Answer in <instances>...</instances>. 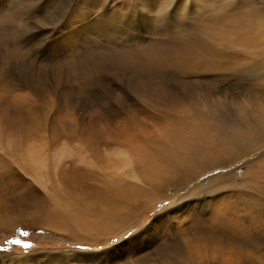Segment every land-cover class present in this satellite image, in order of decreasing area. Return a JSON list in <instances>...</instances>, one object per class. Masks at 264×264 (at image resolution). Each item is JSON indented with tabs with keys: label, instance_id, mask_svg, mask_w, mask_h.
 <instances>
[{
	"label": "rangeland",
	"instance_id": "1",
	"mask_svg": "<svg viewBox=\"0 0 264 264\" xmlns=\"http://www.w3.org/2000/svg\"><path fill=\"white\" fill-rule=\"evenodd\" d=\"M174 4L0 0V264H264V0ZM232 120L250 150L155 178Z\"/></svg>",
	"mask_w": 264,
	"mask_h": 264
},
{
	"label": "bare ground",
	"instance_id": "2",
	"mask_svg": "<svg viewBox=\"0 0 264 264\" xmlns=\"http://www.w3.org/2000/svg\"><path fill=\"white\" fill-rule=\"evenodd\" d=\"M163 57V56H162ZM168 57V56H167ZM153 60V59H152ZM195 61V60H194ZM150 64V62H149ZM161 64V63H160ZM255 99V98H254ZM253 101V100H252ZM203 104V103H202ZM256 109V108H255ZM260 109V108H258ZM260 113V115L258 116V129H260V131L262 130V128H264V112L262 111H258ZM242 115V114H241ZM216 118V117H215ZM216 122H219L218 120H216ZM219 124V123H218ZM222 125V124H221ZM226 129H228L224 134H223V139L219 141V143L217 145L214 146L215 142L212 139V137H210V135H202V134H197V136L200 138L197 141H195V136L189 134V137L191 139H187L188 141H183L181 142L180 140V146H178L177 150L175 151H170L168 154H166L164 156L163 159H161L160 164H163L162 167L158 168V172L160 174H158L157 176H155V178L157 180H162L163 178H167L173 175V173H177L179 170L184 169L186 167H188L191 163H195V165L197 166V164L201 163L203 164H212V162H216L217 160V156L218 158L220 156L223 155H230L232 156L233 154V148L237 147L238 144L242 141L241 138L244 140V144L241 145L243 148L241 150L247 149L246 146H250L252 142V138H254L253 134L256 132V128H254L253 126H249L248 128H246V123L244 121H238V123L234 122L233 120L230 122H226L224 123V125ZM222 129V128H221ZM247 129V130H246ZM197 131V130H196ZM203 131V130H202ZM228 131H230V133H228ZM264 131V130H263ZM262 131V132H263ZM203 133V132H202ZM212 135V132H210ZM215 135V134H214ZM217 136V135H216ZM221 136V135H220ZM218 138V137H217ZM186 139V138H185ZM184 139V140H185ZM190 140V142H189ZM194 140V142H197L196 144H194V142L192 141ZM256 140V139H255ZM259 139H257L258 141ZM191 141L193 143H191ZM218 141V139H217ZM260 141V140H259ZM196 148H195V147ZM197 149L196 151L194 150ZM218 148V150L215 151V149ZM251 148L247 149L250 150ZM195 151V154L192 151ZM255 150V149H254ZM30 151V150H29ZM217 152H221V154L217 155L215 153ZM241 153V152H240ZM248 153V152H247ZM34 154V153H33ZM27 155V154H26ZM29 155V154H28ZM31 156V155H30ZM35 156H37L35 154ZM246 156V155H245ZM29 157V156H28ZM230 158V157H229ZM37 158H35L36 160ZM26 160V159H25ZM223 160V159H222ZM32 161L29 159V162ZM38 161V159H37ZM36 162V161H35ZM37 163V162H36ZM200 166V165H199ZM39 169V168H38ZM227 170V169H226ZM156 171V169H155ZM213 180V179H212ZM211 180V181H212ZM130 195H127V197H129ZM241 197V196H240ZM131 198V197H130ZM33 203V202H32ZM27 204V203H26ZM19 205V204H18ZM22 205V204H21ZM114 204H112L110 207H113ZM12 208V207H11ZM18 211V210H17ZM26 211V210H25ZM13 212V210H12ZM21 212V211H20ZM28 213V212H27ZM110 210H108L107 214H110ZM18 214V213H17ZM16 214V215H17ZM26 215V213H24ZM11 215V214H10ZM33 215V214H32ZM35 215V214H34ZM21 216V215H20ZM19 216V217H20ZM15 217V216H14ZM131 217V216H130ZM129 217V218H130ZM9 218V216H8ZM128 218V219H129ZM12 219V218H11ZM119 226H121L120 224H116L115 226L113 225V227L111 229L108 230V232L110 231H115ZM120 229H122L120 227ZM118 230V229H117ZM111 232V233H112ZM101 253V252H100ZM108 253V252H105ZM16 257V256H15ZM25 257V256H23ZM6 258V257H5ZM21 259V258H20ZM27 259V258H26ZM18 261V260H17ZM20 261V260H19ZM15 262V261H14ZM23 263V262H22ZM19 264V263H18Z\"/></svg>",
	"mask_w": 264,
	"mask_h": 264
},
{
	"label": "snow or ice",
	"instance_id": "3",
	"mask_svg": "<svg viewBox=\"0 0 264 264\" xmlns=\"http://www.w3.org/2000/svg\"><path fill=\"white\" fill-rule=\"evenodd\" d=\"M40 2L41 0H25V3L29 6H36ZM133 2L136 4L139 11H143L145 6L154 7L159 16L165 20H167L171 16L172 12L175 9L174 0H154V4L147 3V0H133ZM213 2L216 3L219 7L229 11L241 7V0H213ZM153 18L155 19L156 17ZM133 227H135V225H133ZM12 243L19 244L20 241L15 240Z\"/></svg>",
	"mask_w": 264,
	"mask_h": 264
}]
</instances>
